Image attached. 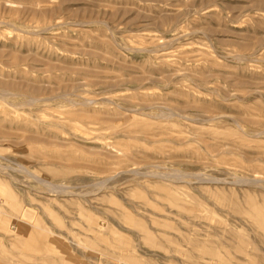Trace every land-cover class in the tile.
<instances>
[{
    "label": "rangeland",
    "instance_id": "rangeland-1",
    "mask_svg": "<svg viewBox=\"0 0 264 264\" xmlns=\"http://www.w3.org/2000/svg\"><path fill=\"white\" fill-rule=\"evenodd\" d=\"M0 110V264L264 258V0H0Z\"/></svg>",
    "mask_w": 264,
    "mask_h": 264
},
{
    "label": "bare ground",
    "instance_id": "bare-ground-1",
    "mask_svg": "<svg viewBox=\"0 0 264 264\" xmlns=\"http://www.w3.org/2000/svg\"><path fill=\"white\" fill-rule=\"evenodd\" d=\"M112 40V39H111ZM113 43V42H112ZM141 43V42H140ZM113 46V45H112ZM9 51V50H8ZM108 59H110V58H108ZM12 60V59H11ZM15 64V63H14ZM15 67V66H14ZM143 93V92H142ZM5 94V93H4ZM3 93H2V95H4ZM8 94V93H7ZM7 94H5V95H7ZM8 96V95H7ZM1 111V110H0ZM132 117H134L133 115H132ZM44 118V117H43ZM128 118H130V117H128ZM132 119V118H131ZM140 119V118H139ZM138 119V120H139ZM137 120V121H138ZM255 120V119H254ZM45 121V120H44ZM47 121V120H46ZM135 122H137L136 121V119L134 120ZM51 122V121H50ZM66 122V121H65ZM138 122H141V121H138ZM53 123V122H52ZM132 123V122H131ZM142 123H143V121H142ZM144 123H146V122H144ZM143 123V124H144ZM128 124V123H127ZM145 126V125H144ZM244 136V135H243ZM90 138V137H89ZM49 161V160H48ZM52 161V160H51ZM128 171V170H127ZM27 173V172H26ZM133 173V172H132ZM40 182V181H39ZM41 183V182H40ZM65 189V188H64ZM259 209V208H258ZM21 210H23L24 212H25V209H24V207H22V208H20V209H17V211L16 212H21ZM252 219H253V221L261 228V230L264 232V213L261 211V210H256V212H253V214H252ZM30 221V220H29ZM19 222H22V220H19ZM19 222H17V223H14V227L15 228H13L14 229V231H12L13 232V234L15 233V232H17L18 231V229H19ZM97 228L98 227H94V229L93 230H97ZM100 229V228H99ZM98 229V230H99ZM31 231V230H30ZM33 232V231H32ZM99 236V235H98ZM30 240V239H29ZM32 240V239H31ZM32 241H34V240H32ZM27 244H28V241L26 242ZM26 244V245H27ZM29 244H31L30 242H29ZM28 244V245H29ZM28 245H27V247H28ZM44 245V244H43ZM64 245V244H63ZM44 247H47L46 248V250L48 249V244L47 245H45ZM62 248H65V249H67V247L66 246H62ZM64 250V249H63ZM48 251V250H47ZM36 260H38L39 262H40V264H79L78 263V261L72 256V254H69L67 251H65V253L64 254H61V255H59V254H48V253H46V254H41L38 258H36ZM228 263V262H227ZM35 264H37V263H35ZM259 264H264V258H260L259 259Z\"/></svg>",
    "mask_w": 264,
    "mask_h": 264
}]
</instances>
